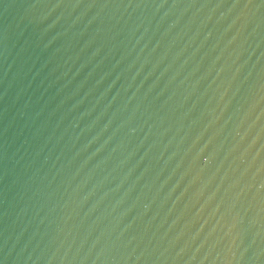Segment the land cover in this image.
Listing matches in <instances>:
<instances>
[{"label":"water","instance_id":"obj_1","mask_svg":"<svg viewBox=\"0 0 264 264\" xmlns=\"http://www.w3.org/2000/svg\"><path fill=\"white\" fill-rule=\"evenodd\" d=\"M0 264H264V0H0Z\"/></svg>","mask_w":264,"mask_h":264}]
</instances>
